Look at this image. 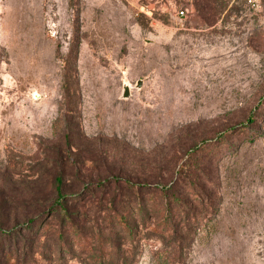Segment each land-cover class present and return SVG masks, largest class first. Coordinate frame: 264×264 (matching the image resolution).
Here are the masks:
<instances>
[{
    "label": "rangeland",
    "instance_id": "rangeland-1",
    "mask_svg": "<svg viewBox=\"0 0 264 264\" xmlns=\"http://www.w3.org/2000/svg\"><path fill=\"white\" fill-rule=\"evenodd\" d=\"M211 1L0 0V227L38 264H264V9Z\"/></svg>",
    "mask_w": 264,
    "mask_h": 264
},
{
    "label": "trees",
    "instance_id": "trees-1",
    "mask_svg": "<svg viewBox=\"0 0 264 264\" xmlns=\"http://www.w3.org/2000/svg\"><path fill=\"white\" fill-rule=\"evenodd\" d=\"M211 3V0H195L197 9L206 13L213 10ZM62 198L59 194L54 204L43 214L49 211L51 213L54 210L55 212L59 211L62 215L66 214L65 206L61 202ZM35 219L16 223L7 230L0 227V264H38L34 259V248L38 240L33 233ZM61 236L60 233L59 237Z\"/></svg>",
    "mask_w": 264,
    "mask_h": 264
},
{
    "label": "water",
    "instance_id": "water-1",
    "mask_svg": "<svg viewBox=\"0 0 264 264\" xmlns=\"http://www.w3.org/2000/svg\"><path fill=\"white\" fill-rule=\"evenodd\" d=\"M141 81H138L135 85V88L139 89ZM130 96V88L127 83L123 84V89L121 93V99H128Z\"/></svg>",
    "mask_w": 264,
    "mask_h": 264
},
{
    "label": "built area",
    "instance_id": "built-area-1",
    "mask_svg": "<svg viewBox=\"0 0 264 264\" xmlns=\"http://www.w3.org/2000/svg\"><path fill=\"white\" fill-rule=\"evenodd\" d=\"M247 4L251 7L255 8H263L264 9V0H247ZM181 16L184 15L183 11L179 13Z\"/></svg>",
    "mask_w": 264,
    "mask_h": 264
}]
</instances>
